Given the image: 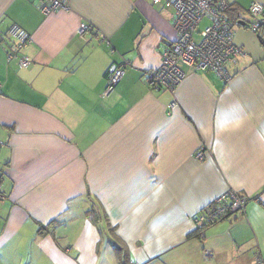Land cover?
<instances>
[{
    "label": "crops",
    "instance_id": "crops-1",
    "mask_svg": "<svg viewBox=\"0 0 264 264\" xmlns=\"http://www.w3.org/2000/svg\"><path fill=\"white\" fill-rule=\"evenodd\" d=\"M228 1L245 21L233 77L190 71L155 90L147 74L176 38L165 2L45 14L0 0V264H264V45L246 29L264 0ZM15 25L31 38L21 49ZM116 63L125 74L105 94ZM228 190L248 197L244 212L199 234Z\"/></svg>",
    "mask_w": 264,
    "mask_h": 264
},
{
    "label": "built area",
    "instance_id": "built-area-1",
    "mask_svg": "<svg viewBox=\"0 0 264 264\" xmlns=\"http://www.w3.org/2000/svg\"><path fill=\"white\" fill-rule=\"evenodd\" d=\"M70 0H38L39 8L45 14H52L68 8ZM154 4L165 2L175 12L174 28L176 38L169 42L163 53L162 62L157 69L149 70L148 84L155 90H174L188 72L214 71L224 81H229L240 57L245 55L241 46L235 43V32L240 25L227 11L228 0H151ZM263 4L254 1L249 7V18L246 27L257 30L264 23ZM208 19L203 29L202 22ZM91 28L83 25L81 32ZM9 35L15 40L17 49L23 48L30 35L23 28L15 25L9 29ZM198 37V39H197ZM16 49V50H17ZM16 51H13L12 56ZM31 61L28 56L19 58L21 67H28ZM125 74V67L112 65L107 73L105 94H110ZM2 142H0V147ZM204 150H197L196 157L204 159ZM5 198L0 188V201ZM249 202L246 195L228 190L216 197L213 209L196 217L197 227L204 228L218 220L241 215ZM210 253L207 252L209 256Z\"/></svg>",
    "mask_w": 264,
    "mask_h": 264
},
{
    "label": "trees",
    "instance_id": "trees-1",
    "mask_svg": "<svg viewBox=\"0 0 264 264\" xmlns=\"http://www.w3.org/2000/svg\"><path fill=\"white\" fill-rule=\"evenodd\" d=\"M227 11H228L229 14H232V12H231V5L229 6V9H227ZM234 12L235 11H233V13ZM254 31L257 33V35L259 36V40L264 45V29H263V24H260L259 28L257 30H254ZM213 206H214V204H213ZM203 229H204V226H201V228H197L198 233L201 234L202 231H203ZM110 230H113V228H110ZM125 263H126L125 260H123L122 261V264H125Z\"/></svg>",
    "mask_w": 264,
    "mask_h": 264
},
{
    "label": "rangeland",
    "instance_id": "rangeland-1",
    "mask_svg": "<svg viewBox=\"0 0 264 264\" xmlns=\"http://www.w3.org/2000/svg\"><path fill=\"white\" fill-rule=\"evenodd\" d=\"M206 23H208V19H205V20L202 22V24L200 25L199 29H203V28L205 27ZM246 29H247V30L249 29L250 32H252L257 38H259V36L255 34L256 32H255L253 29H251V28H246ZM197 39H198V37H197Z\"/></svg>",
    "mask_w": 264,
    "mask_h": 264
},
{
    "label": "water",
    "instance_id": "water-1",
    "mask_svg": "<svg viewBox=\"0 0 264 264\" xmlns=\"http://www.w3.org/2000/svg\"><path fill=\"white\" fill-rule=\"evenodd\" d=\"M241 25H244L245 24V21L244 20H239L238 21Z\"/></svg>",
    "mask_w": 264,
    "mask_h": 264
},
{
    "label": "bare ground",
    "instance_id": "bare-ground-1",
    "mask_svg": "<svg viewBox=\"0 0 264 264\" xmlns=\"http://www.w3.org/2000/svg\"><path fill=\"white\" fill-rule=\"evenodd\" d=\"M237 216H239V215H237Z\"/></svg>",
    "mask_w": 264,
    "mask_h": 264
},
{
    "label": "clouds",
    "instance_id": "clouds-1",
    "mask_svg": "<svg viewBox=\"0 0 264 264\" xmlns=\"http://www.w3.org/2000/svg\"><path fill=\"white\" fill-rule=\"evenodd\" d=\"M241 25V24H240Z\"/></svg>",
    "mask_w": 264,
    "mask_h": 264
}]
</instances>
